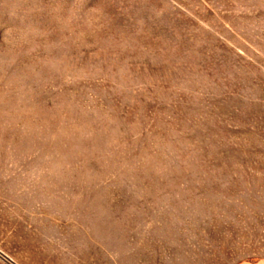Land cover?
<instances>
[{
	"label": "rangeland",
	"instance_id": "rangeland-1",
	"mask_svg": "<svg viewBox=\"0 0 264 264\" xmlns=\"http://www.w3.org/2000/svg\"><path fill=\"white\" fill-rule=\"evenodd\" d=\"M264 258V0H0V264Z\"/></svg>",
	"mask_w": 264,
	"mask_h": 264
},
{
	"label": "crops",
	"instance_id": "crops-1",
	"mask_svg": "<svg viewBox=\"0 0 264 264\" xmlns=\"http://www.w3.org/2000/svg\"><path fill=\"white\" fill-rule=\"evenodd\" d=\"M235 264H264V258H259L256 260H241Z\"/></svg>",
	"mask_w": 264,
	"mask_h": 264
}]
</instances>
